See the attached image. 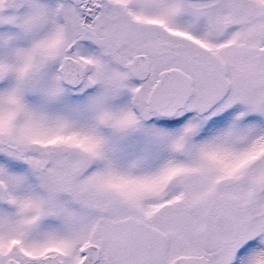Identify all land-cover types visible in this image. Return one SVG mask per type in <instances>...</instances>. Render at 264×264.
Instances as JSON below:
<instances>
[{
  "label": "snow or ice",
  "instance_id": "snow-or-ice-1",
  "mask_svg": "<svg viewBox=\"0 0 264 264\" xmlns=\"http://www.w3.org/2000/svg\"><path fill=\"white\" fill-rule=\"evenodd\" d=\"M0 264H264V0H0Z\"/></svg>",
  "mask_w": 264,
  "mask_h": 264
}]
</instances>
